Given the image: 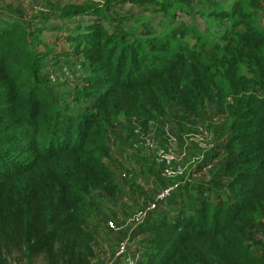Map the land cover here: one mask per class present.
<instances>
[{
    "label": "trees",
    "instance_id": "trees-1",
    "mask_svg": "<svg viewBox=\"0 0 264 264\" xmlns=\"http://www.w3.org/2000/svg\"><path fill=\"white\" fill-rule=\"evenodd\" d=\"M91 8L0 14V264H92L87 194L121 191L106 164L108 127L119 116L154 122L171 104L201 119L203 99L230 121L218 147L228 182L187 213L174 194L168 221L164 206L149 212L144 264H264L249 233L260 219L264 234V34L240 3L214 14L240 18L223 45L186 42L183 29L162 38L110 31ZM67 56L87 59L85 90L95 92L78 116L61 111L42 83L41 71Z\"/></svg>",
    "mask_w": 264,
    "mask_h": 264
},
{
    "label": "rangeland",
    "instance_id": "rangeland-1",
    "mask_svg": "<svg viewBox=\"0 0 264 264\" xmlns=\"http://www.w3.org/2000/svg\"><path fill=\"white\" fill-rule=\"evenodd\" d=\"M237 3L242 5V11L251 15L254 27L264 34V0H0V14L17 12L27 18L46 11L59 13L69 7L91 6L93 10L102 11L100 23L110 31L148 32L162 38L183 29L186 42L199 39L206 44L223 45V35L230 34L232 25L240 18L233 14L228 18L214 14L232 13ZM162 6H168L169 12H164ZM95 18L79 17L77 21L84 25ZM54 22L69 20L51 23ZM43 36L56 37V34ZM57 47L66 50L70 46L62 43ZM87 65L83 56H67L41 71L45 89L67 114L80 115L92 103L88 97L95 96L94 91L85 90L90 75ZM50 76L55 78L53 82ZM201 109L202 118L195 119L171 104L166 115L154 122L119 116L108 127L111 157L106 164L113 170L121 191L115 198L97 191L87 194L85 220L86 229L94 239L92 264H144L140 250L153 249L145 243L150 237L145 232V223L151 212L150 204L159 190L177 184L173 201L184 213H187L185 208L198 203L199 199L214 201L218 192H224L228 180L222 177L220 170L228 156L218 147L230 121L219 107L210 105L206 99L201 101ZM196 183L210 186V191L197 190ZM167 201L162 205L168 210L164 212L165 220H169ZM153 220L156 221L157 216ZM262 224V220L257 219L249 233L260 243H252L251 251L264 259Z\"/></svg>",
    "mask_w": 264,
    "mask_h": 264
},
{
    "label": "built area",
    "instance_id": "built-area-1",
    "mask_svg": "<svg viewBox=\"0 0 264 264\" xmlns=\"http://www.w3.org/2000/svg\"><path fill=\"white\" fill-rule=\"evenodd\" d=\"M54 80L55 78L53 76H50V81L53 82ZM177 187H178L177 184H173L172 186L159 190L156 193L154 201L150 204V211L158 209L162 205H164L166 201L174 195Z\"/></svg>",
    "mask_w": 264,
    "mask_h": 264
},
{
    "label": "crops",
    "instance_id": "crops-1",
    "mask_svg": "<svg viewBox=\"0 0 264 264\" xmlns=\"http://www.w3.org/2000/svg\"><path fill=\"white\" fill-rule=\"evenodd\" d=\"M112 170V169H111ZM113 171V170H112ZM176 207V206H175ZM177 208V207H176Z\"/></svg>",
    "mask_w": 264,
    "mask_h": 264
}]
</instances>
